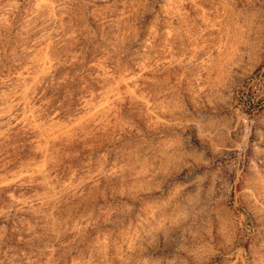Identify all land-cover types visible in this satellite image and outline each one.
Wrapping results in <instances>:
<instances>
[{
  "label": "rangeland",
  "instance_id": "rangeland-1",
  "mask_svg": "<svg viewBox=\"0 0 264 264\" xmlns=\"http://www.w3.org/2000/svg\"><path fill=\"white\" fill-rule=\"evenodd\" d=\"M0 264H264V0H0Z\"/></svg>",
  "mask_w": 264,
  "mask_h": 264
}]
</instances>
